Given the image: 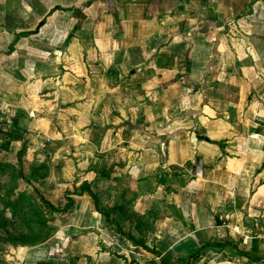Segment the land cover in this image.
Here are the masks:
<instances>
[{
	"label": "crops",
	"instance_id": "crops-1",
	"mask_svg": "<svg viewBox=\"0 0 264 264\" xmlns=\"http://www.w3.org/2000/svg\"><path fill=\"white\" fill-rule=\"evenodd\" d=\"M0 34L29 44L22 52L11 46L10 57L24 55L12 68L0 65V86H16L14 102L26 98L0 102V113L20 125L19 138L0 150L18 160L24 143L26 175L46 158L55 207L72 198L89 224L92 213L101 217L95 200L68 192L63 201L60 190L88 181L96 192L104 169L126 168L125 181H140L121 188L112 212L128 209L127 231L136 237L135 220L165 203L141 210L140 199L174 189L178 239L162 254L189 256L214 238L230 242L205 252L216 262L222 256L221 264H241L247 256L237 250L264 252V0H19L0 18ZM36 43L55 57H39ZM33 86L46 93L42 102L28 93ZM159 216L157 224L162 209Z\"/></svg>",
	"mask_w": 264,
	"mask_h": 264
},
{
	"label": "rangeland",
	"instance_id": "rangeland-1",
	"mask_svg": "<svg viewBox=\"0 0 264 264\" xmlns=\"http://www.w3.org/2000/svg\"><path fill=\"white\" fill-rule=\"evenodd\" d=\"M18 1L19 0H0V6L1 4L4 6V9L3 7H0V18H3L5 16L6 10L13 11L17 6ZM25 16L27 17V14H25ZM13 39V35H11L10 37H4L0 34V65H9V69L12 68L13 63L17 59L24 56H20L18 52L16 54V57H10L11 55H13V52H15L16 49L20 51L19 46H21V48L29 47V44L27 42L24 44H15L14 46L12 43ZM260 43L262 48H264V41L262 40ZM35 45L37 47H41L39 49H43V51H39H41L43 54L42 56L45 57H39L49 58L51 56H54L45 51L42 45L37 43ZM11 46L15 50H13L12 53H9V51L11 50ZM37 63L39 65L37 66L38 68L42 67L43 64H45L43 59H40V61H38ZM15 64H17V62H15ZM55 70L56 72H58V69ZM10 82L15 84L12 80ZM15 87L16 86L13 87L11 83L6 84L5 86L2 84V86H0V102L12 101L13 104H20V102L25 101L26 98L23 97L24 95H20V98L17 100V102H14V98H11L14 94L13 89L15 90ZM27 88L29 89V87ZM31 88L32 89H30L28 93L32 95V99H35L38 103L40 101L42 102L44 96H46L44 94L46 93L37 90L35 86ZM28 93L25 94L26 97H29L27 95ZM250 95L253 96V93H251ZM257 97L260 98V96ZM262 97L264 98V95H262ZM24 121H27V118L22 119V123ZM23 125L26 126L24 123ZM0 129H3V131L0 132V135L2 136L3 140H5L0 141L1 146V144L6 142L8 138H13L12 134H15L13 130L18 128L12 125V121H9L8 118L4 117L3 113H0ZM8 155L9 153L0 150V162L1 160L6 159L7 164L11 163L10 165H12V163H16L15 170H17V176L13 177L11 175V173H13L12 169L0 168V264H35V261L38 260L39 261L36 264H41V262L43 261L49 262L48 264H155V262H159V256L157 257V254L153 250L163 252L162 250L168 248V246L170 247V244L174 243L175 239H178L173 237L172 235V233H174L172 229L174 230V226L176 224L173 223V217L177 215L175 214L173 203H171L173 202V200L170 198L172 194L168 195V193H171L174 189L167 194L165 193L164 195L157 193L144 194L143 198L140 199L141 210L150 208L152 204H155V201L157 199H159L160 201L163 200L165 202L164 204L159 205V207L165 213V220L163 222H160L159 224L155 223V220L160 217L159 215L161 212V209L157 208H155V215H150L152 211H146L144 214H142V216L139 217V219L135 220L134 226H136L137 222L148 220L146 222L148 223V225L146 224V227L144 225L140 226L141 228H145L146 230L152 227L154 223L156 225L151 228L152 233L145 239L141 237L139 233H137V238L140 241H144L145 243L147 241V244L152 251L145 250L141 246H134L131 241H128L127 239H125V237L118 235L115 231L116 225L112 223L108 225V219L106 218V216L97 211L96 208L93 209L99 212L101 214V217L100 215H95L92 213L90 216V221H88L89 224L87 225H83L81 223V215L79 214L78 209L75 211L72 210V208L64 209V206L62 207L64 209L63 211L56 213L52 212L51 207L43 204L38 192L36 191V188L47 200L51 202V194L54 193L55 189H58V187H55L58 186L55 184L56 182L51 181L52 185H49V183L45 180L47 177L38 180L31 178V181L24 180L23 178L18 176L20 161L22 163L23 172L25 174L23 159L18 161L15 157L12 158L10 157V155L8 157ZM14 159L15 161H13ZM42 159L44 160L42 161V163H46V158L43 157ZM187 163L189 165L192 164V162ZM195 168H202L200 160L198 164H196ZM125 170L126 168H117L114 171L110 172L109 170L104 169L102 173L103 175H105L106 180L102 182L100 181L98 183V190L95 193L99 196L100 207L105 211L109 210L110 220L113 218V220L119 221L124 231L128 232L127 230L129 227L127 226V219L128 215H130L128 209L124 208L120 210L119 213L116 210V212H112L113 205H115L119 199H122L124 195L123 191L121 192V188H125L126 186L131 188L140 181L138 177L129 178L125 181ZM39 172L45 176L46 172H48L47 174H49V168H40ZM85 182L88 183V181ZM85 182L79 185V187L84 185ZM117 184L119 185L118 190L112 189ZM153 186L154 184L150 185L148 187L149 190H153ZM74 187L71 190H64L65 188L62 187L63 189L60 190L59 197L64 201V199L68 197L66 196L68 192L69 194L74 192V189L76 188ZM129 190L124 193H126V197L132 198L133 194ZM160 196L162 197L160 198ZM93 200L95 199L93 198ZM16 203H18L17 210H15L11 205ZM40 206L42 214H38L35 211L37 208H40ZM89 211L90 210H88V212ZM148 214L151 218H149ZM70 217L74 218L72 220H69ZM44 218H47V224L48 226H50L51 230L53 227L54 230L59 231L55 237H50L47 240L45 238L42 239L41 242H38L41 243L38 246V243L31 244V240L37 239L40 234H42L43 236L44 234H46V230L42 229V220ZM167 218L169 219L166 220ZM245 223H248V221ZM94 228H96L97 230ZM182 229L185 230L184 227ZM183 233L184 232L181 230H179L178 232L179 235H183ZM216 238L219 239L218 237ZM212 240H215L214 242H219L215 238L211 240L209 239V242H211ZM29 245L36 246L29 247ZM32 250H35L36 253L34 251L33 252L37 258H33L34 256L29 257V251ZM262 250H264V247ZM212 252H210L209 255H206L207 252L204 253V255L201 254L197 262H195L194 258H192L190 260V264H192L193 262L194 264H221L219 263V261L222 260L223 257L216 256V260L218 262L213 261L212 259H215V254H213ZM189 256H181L180 254L170 256V264H186L184 260H187ZM256 256L258 259L254 261H251L250 258L246 257L245 259H242L240 263L264 264V252ZM230 264H235V261L230 262Z\"/></svg>",
	"mask_w": 264,
	"mask_h": 264
},
{
	"label": "trees",
	"instance_id": "trees-1",
	"mask_svg": "<svg viewBox=\"0 0 264 264\" xmlns=\"http://www.w3.org/2000/svg\"><path fill=\"white\" fill-rule=\"evenodd\" d=\"M18 119H16L15 117L13 118L12 120V125H14L15 127H19V124L17 123ZM3 129H0V132H2ZM12 136L14 137H18L19 138V135L18 134H12ZM10 140L9 141H6L4 142L3 144H1V149H5V150H9L10 149ZM25 149H26V145L24 143H22V146H21V149L18 151V161L21 160V157L22 155L24 154L25 152ZM42 163V162H41ZM39 164L37 166H34L32 167V171L29 175H25L24 172H23V168H22V163L21 161L19 162V165H20V168L18 170L19 174L18 176L23 178L24 180L26 181H31V178H34L35 180H38V179H44L45 177H47V173L46 172V175L44 176L43 174H41L39 172V169L40 168H47V165L45 162H43L42 164ZM11 164V163H10ZM7 164L6 162L4 161H1L0 162V168H9V169H12L13 170V173H11V175L13 177H16L17 176V170H15V164ZM14 165V166H13ZM18 169V168H17ZM36 191L38 192L40 198H41V201L43 202L44 205H48L49 207H51L52 209V212L56 213V212H60V211H63L64 209H70L71 206H72V198L69 199V202L67 203V205L65 206L64 209H59L57 207H55L53 204H51V202L49 200H47L40 192L39 190L36 188ZM85 192H88V194L93 197L95 199V208L97 209V211L101 212L103 215L106 216V218L108 219L107 223L108 225H110L111 223L112 224H115L116 225V229L115 231L117 232L118 235L122 236V237H125V239H127L128 241H131L132 244L134 246H141L142 248H144L145 250H151V248L148 246L147 242L145 243L144 241H140L136 235H134L132 232H126L124 231L121 223L117 220H113L111 219L110 220V212L109 210L108 211H105L103 210L101 207H100V199H99V196L98 194H96L95 192H93L91 190V185L87 182H85L84 185L80 186V187H76L73 194H82V193H85ZM72 194V193H71ZM15 210H17V206H18V203L16 204H11ZM38 214H42V210H41V206L40 208H37L35 210ZM148 220H145V221H140V222H137L136 226H134V228L136 229V231L140 234V235H143V236H146L148 235L147 232H144L143 229L140 227L141 225H144L146 227V224L148 225V223H146ZM48 220L47 218H44L42 220V229H45L46 230V234H44V236L42 234L39 235V237L37 239H34V240H31L32 242H30L31 244H35V243H38V242H41L42 239L44 238H48L50 236V233H51V228L50 226H48ZM49 228V229H48ZM228 245H230V242L226 241V242H204L202 244V246L200 247V249L197 251V252H194L192 255H190L187 260H184L186 264H190V260L191 258H194V261L197 262L200 255L204 254L206 252V250L208 249H212L213 251L215 252H221L223 251ZM152 251V250H151ZM155 251V253L157 254V257L159 256V262H155V264H170V260H171V257L166 255V254H162L161 252H158L156 250H153ZM234 255H240V256H247L248 258H250L251 261H254L256 259H258L257 257H250L248 256L247 253L245 252H241L239 250H237ZM194 264V263H192Z\"/></svg>",
	"mask_w": 264,
	"mask_h": 264
}]
</instances>
